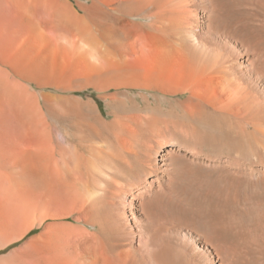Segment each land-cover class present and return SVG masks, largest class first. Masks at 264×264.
Segmentation results:
<instances>
[{"label": "bare ground", "instance_id": "1", "mask_svg": "<svg viewBox=\"0 0 264 264\" xmlns=\"http://www.w3.org/2000/svg\"><path fill=\"white\" fill-rule=\"evenodd\" d=\"M0 2L22 223L0 248L36 230L27 264H264V0Z\"/></svg>", "mask_w": 264, "mask_h": 264}, {"label": "rangeland", "instance_id": "2", "mask_svg": "<svg viewBox=\"0 0 264 264\" xmlns=\"http://www.w3.org/2000/svg\"><path fill=\"white\" fill-rule=\"evenodd\" d=\"M71 1L74 2V0H71ZM11 16H12V12L8 8V6L5 5L4 3L0 2V22H10V20L12 18ZM17 31H16L17 37H19L18 36L19 35L18 34L19 30L17 29ZM0 37L4 38L2 36V34H0ZM1 38H0V59H3L7 55H9V53L11 52V50H10L11 48H12V53L15 52L16 49H15L14 44H13L14 43V41H13L14 38L10 39V41H5V42L1 41ZM2 40H4V39H2ZM6 50L7 51L10 50V51L7 52ZM4 54H6V55H4ZM1 55L3 57H1ZM0 66H3L5 68H7L11 72V74L13 76H16V75H14L12 73V70L9 68V66L3 65L1 63V61H0ZM29 86H30V89L33 92H35V93H38L40 91L55 92V89H53L50 86L49 87L47 86V87H44V88H40V87H37L33 82L30 83ZM82 94H88V95H91V96H95L96 100L98 101V104H99L100 108L102 110H105V104L100 98L97 97L96 92H94L92 90H89V91H86V92H84ZM0 118H1L0 119V126L1 125H5L6 127L10 126V120L8 119V117L6 116L5 113L3 115V112L1 110H0ZM0 131H1V127H0ZM0 134H1V132H0ZM0 139H2L1 142L7 144L8 147L11 146V138L10 137L8 138V137H3V136L0 135ZM2 156L4 157L5 155H2ZM4 194H6V192L0 191V225L3 224L1 226L2 228L0 230V239H3V240L13 236L22 226V223L20 225L18 220H16L14 218L15 216H14V212H13L14 211L13 210V205H14L13 204L14 203L13 199H11L7 194L6 195H4ZM35 231H33L30 234H26L25 236H23L19 240H16V241H13V242H9L4 247L0 248V258H6L7 261L10 264H15V263H17L16 262V258L21 257L24 260L23 264H27V260H26V258H27V256H26L27 247H26V244H27L28 238Z\"/></svg>", "mask_w": 264, "mask_h": 264}]
</instances>
